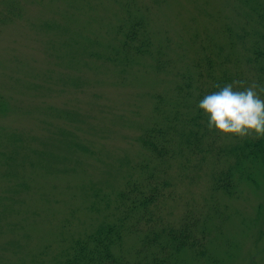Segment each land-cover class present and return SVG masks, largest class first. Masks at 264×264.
Returning <instances> with one entry per match:
<instances>
[{"label":"rangeland","instance_id":"obj_1","mask_svg":"<svg viewBox=\"0 0 264 264\" xmlns=\"http://www.w3.org/2000/svg\"><path fill=\"white\" fill-rule=\"evenodd\" d=\"M234 81L264 86V0H0V264H57L111 224L137 264L188 220L176 264H264V163L236 147L263 137L197 106ZM170 124L160 156L144 140Z\"/></svg>","mask_w":264,"mask_h":264},{"label":"trees","instance_id":"obj_2","mask_svg":"<svg viewBox=\"0 0 264 264\" xmlns=\"http://www.w3.org/2000/svg\"><path fill=\"white\" fill-rule=\"evenodd\" d=\"M134 28L133 34H130V40L137 38L138 29ZM172 124L166 127L167 130H163L160 127H153L149 132L147 137L145 138V142L147 145H154L159 147L158 154L162 156L167 149V142L170 141V137L163 140L161 146H159L158 142L154 140L153 132L157 131L162 133V135H168L174 129L172 128ZM161 135V136H162ZM164 139V136H162ZM172 139L175 138L171 137ZM186 143L192 146H195L198 139L192 135L191 137L185 139ZM239 152L245 156L248 161H251L254 164L264 163V137L259 138L257 140H246L243 144L236 146ZM154 148V147H153ZM232 178L231 176H227V179ZM221 178L218 179L219 185L221 187L230 188L231 181L224 180L220 182ZM221 183V184H220ZM135 189V188H133ZM155 188H153L152 192L146 194L144 199L140 200L139 198H133L129 200L128 208L131 211L132 209L135 211L134 207H138L137 205L140 202L146 208L148 204L154 201ZM132 198V197H130ZM135 205V206H134ZM191 223L188 220L186 224H182L181 227L170 226L169 228H165L160 231V233H155L152 238L149 235H146L144 239L146 250L152 245H158V249H154L152 251L146 252L144 254L143 260H139L137 264H176L178 263V256L180 250L186 246L192 244L197 245V238L191 235ZM123 228L122 225H110L109 229L104 230L103 232L90 236L87 239L77 241V243L73 247V251L62 261L57 264H122L121 259L115 257L113 252H111V245L114 242H117V238L120 235V229ZM117 234V238L114 239L113 235ZM153 246V247H155Z\"/></svg>","mask_w":264,"mask_h":264},{"label":"clouds","instance_id":"obj_3","mask_svg":"<svg viewBox=\"0 0 264 264\" xmlns=\"http://www.w3.org/2000/svg\"><path fill=\"white\" fill-rule=\"evenodd\" d=\"M243 81L227 83L207 93L198 101V108L207 116L209 129L237 136L255 134L264 137V86L235 87Z\"/></svg>","mask_w":264,"mask_h":264}]
</instances>
